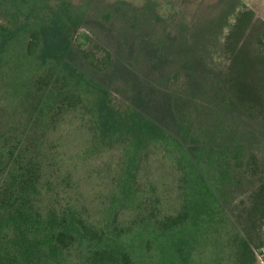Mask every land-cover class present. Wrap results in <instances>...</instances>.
<instances>
[{"label":"rangeland","instance_id":"obj_1","mask_svg":"<svg viewBox=\"0 0 264 264\" xmlns=\"http://www.w3.org/2000/svg\"><path fill=\"white\" fill-rule=\"evenodd\" d=\"M244 11L253 13L249 29L255 21L264 23V0H0V38L5 35L1 34V28H12V33L7 34L11 35L12 43L5 49L13 53V57L17 56L12 64L15 72L12 78L0 83V98L1 94L11 97L14 94L18 99L22 83L38 77L52 78L61 71L65 77L63 88L82 103L88 106L91 103L90 108L95 111L99 98L106 97L116 108L130 104L139 108L171 134L177 131L172 117L184 115L193 122H202L206 132L212 134L216 131L208 127L212 116L205 110L208 96L188 82V73L174 75L173 71L195 56L199 61L194 67L202 78L206 75L209 83V80L216 82L221 78L232 61L231 47L225 49L224 46L226 37L239 13ZM64 13L70 15V28L74 30L71 42L63 39L67 29L62 22L66 31L59 35L57 50L49 48L46 43L48 30L56 27L59 16ZM82 34L87 39L81 37ZM194 35L204 40L203 51L194 45ZM25 41L39 43L31 55L26 53L28 58L21 52ZM253 42L251 38L254 49ZM50 50H53L51 55ZM81 51L86 54L82 55ZM61 54L64 57L57 60ZM107 55L112 57L111 66H101L102 70L97 71L89 65V60L98 63ZM53 56L56 57L53 59ZM117 59L126 67L115 63ZM44 60L49 61L45 63ZM71 64L77 72L79 69L87 73L91 82L72 75L70 70L65 71ZM260 75L257 85L264 98V63ZM259 112L247 115L242 110L235 111L232 116L235 126L230 117L223 124L229 136L234 133L243 138L246 152L241 166L219 162L210 167L209 157L203 158L212 182L220 180V171L229 174V182L221 188L219 198L228 221L224 234L216 231L215 226L207 225L196 240L190 241L196 243L192 256L197 264H232L234 234L244 229L251 194L264 179V108ZM12 115L13 105L7 107L2 120L5 124L11 121L8 130L20 134L24 124ZM64 118L68 124L58 129L33 130L34 137L43 136L38 143L41 149L46 154L49 152L44 158L43 202L58 209L74 207L84 218L100 226L105 234L119 237L122 247L139 264H176L178 252L172 248L170 240L175 238L174 241L181 244L182 240L192 237L186 230L183 238L178 232L168 238L169 230L164 231L155 221L176 214L180 207L175 191L167 193V188L161 185L156 188L161 175L166 176L167 186L171 183L173 168L157 162L151 154L142 173V178L147 176L148 182L138 179L140 185L134 186L133 201L128 200L132 198L129 191L130 195L123 197L127 200L121 201L122 188H117L123 165L120 146L103 147L99 142L87 146L78 136L76 139L77 133L71 132L78 124L77 120L69 124L74 115L66 114ZM58 136L61 139L56 142ZM85 153L89 154L83 157ZM250 155L256 158L258 170L249 169L246 159ZM260 228L264 234V223ZM218 238L219 243L222 238L226 242L224 254L215 246ZM186 251L187 255L191 250ZM255 264H264V247L256 251Z\"/></svg>","mask_w":264,"mask_h":264},{"label":"trees","instance_id":"obj_2","mask_svg":"<svg viewBox=\"0 0 264 264\" xmlns=\"http://www.w3.org/2000/svg\"><path fill=\"white\" fill-rule=\"evenodd\" d=\"M69 17L67 13L59 16L56 27L48 30L46 43L49 48L54 47L57 50L60 36L66 31L61 26L63 23L67 29L63 39H69L71 42L74 30L70 28ZM252 21L251 11L239 13L224 45L225 49L231 47L232 61L227 72L216 82L209 80V83L206 75L202 78L197 73L194 66H198L199 60L195 56L186 60L184 66H178V69L173 71L174 75H179L180 72L188 73V82L208 96L205 110L212 116V123L208 126L216 130L212 134L206 132L202 122H193L185 115L172 117L177 131L171 134L164 125L141 112L139 108L131 104L129 107L116 108L106 97L99 98L98 109L95 111L90 108L91 103L89 106L82 103L77 96L69 94L63 88L65 77L61 71L53 74L52 78L38 77L22 83L18 88L21 93L18 99L14 94L12 97L9 94H1L0 264H139L133 255L122 247L119 237L105 234L100 226L84 218L74 207L58 209L43 202L44 158L49 152L46 154L41 149L38 143L43 136L34 137L33 130L49 127L58 129L63 124L67 125L64 118L66 114L74 115L69 124L72 125L75 120L78 124L71 132L77 133L76 139L78 136L87 146L97 145L99 142L103 147L108 145L112 148L119 145L122 149V172L117 180V188H122L121 201L127 200L123 197L130 195L127 194L128 191L132 197H128V200L133 201L136 195L134 186L140 185L138 179L148 182V177L143 179L142 173L151 160V154L155 155L157 162L173 168L171 183L167 186L166 176L161 175L156 182V188L161 185L163 189L167 188V193L175 191L180 207L176 214L155 221L164 231L169 230L168 238H172V234L176 232L183 238V231H189L192 239H184L180 244L175 242L174 238L170 243L178 252L179 260H176V264H197L192 256V251L195 250L193 245L196 243L191 244L190 241L196 240L202 228L207 225L215 226L216 231L224 234L228 221L219 198L222 196L221 188L229 182V174L220 171V180L212 182L203 165V158L209 157L210 167L211 164L219 162H224L227 166L232 163L241 166L246 152L243 138L234 133L229 136L223 124L228 122L227 117L233 122L235 111L242 110L251 115L260 113L264 108V98L257 85L264 63V23L255 21L249 29ZM1 29V34L5 35L0 38V83L5 78H12L11 75L15 73L12 64L17 57L15 54L13 57V53L10 54L5 49L12 43L11 35L7 36L12 33V28ZM248 29V36L245 37ZM14 31L19 33V30ZM81 37L87 39L84 34ZM251 38H254V49ZM193 42L201 51L205 49L204 40L200 37L196 38L194 35ZM25 44L21 52L25 53L24 58H28L27 55H31L39 43L34 45L25 41ZM52 52L53 50L48 51L50 55ZM81 53L86 54L83 51ZM55 57L53 56V59ZM63 57L61 54L57 56V60ZM44 61L47 63L49 60ZM115 63L126 67L118 59ZM111 64L110 55L98 63L89 60V65L97 71L102 70L101 66L109 67ZM7 66L9 68L5 71ZM69 70L74 76H79L85 81L91 80L84 71L77 69V72L72 64L65 67V71ZM12 105V117L24 124L20 134L8 130L7 126L11 121L5 124L2 120L7 107ZM60 139L61 136H58L56 142ZM88 154L85 153L83 157ZM246 160L249 169L258 170L254 156L250 155ZM263 223L264 179L251 194L244 229L234 234L230 256L232 264H255L256 251L264 247V234L260 228ZM220 238L215 241V246L222 249L224 254L226 242L222 238L219 243ZM185 251L190 252L186 255Z\"/></svg>","mask_w":264,"mask_h":264}]
</instances>
